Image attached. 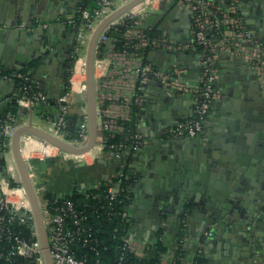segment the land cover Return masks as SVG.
Instances as JSON below:
<instances>
[{
    "label": "crops",
    "instance_id": "crops-1",
    "mask_svg": "<svg viewBox=\"0 0 264 264\" xmlns=\"http://www.w3.org/2000/svg\"><path fill=\"white\" fill-rule=\"evenodd\" d=\"M126 1L114 0L115 8ZM93 4L92 0H0V70L26 73L45 97L43 117L35 118V106L27 105L18 81L0 74V98H16L9 115L19 124L31 119L36 126L47 129L51 123L46 118L54 119L63 108L67 120L69 115L82 116L86 103L81 93L82 76L71 72L77 70L78 63L74 52L76 25L67 20ZM239 11L252 39L244 43H264V0H240ZM126 15L108 30L122 24L124 17H134L135 21L128 23L131 26L124 31L114 27L107 34L120 36L113 37L105 55L104 50L96 55L102 60L100 66L95 61L94 78L99 85V76L106 70L107 78L115 76L136 87L135 93L125 89L123 98L136 103L133 114L130 106L120 103L122 97L116 103L101 87L97 94L104 95V110L133 120L134 131L146 139L145 146L121 155L103 153L97 159L89 155L86 163L79 164L67 156L30 158L29 172L36 192L48 191L61 198L73 189L88 190L120 172L131 190V200L124 209V238L138 257L151 259L160 246L159 264H171L179 248L181 264H194L197 256L205 264H264L263 189L254 187L243 197L221 203L224 224L216 221L210 226L200 221L202 213L191 208L192 203L186 206L191 210L188 220L182 218L186 224L180 222L178 205L172 201L164 202L169 209L160 221L142 204L144 201L150 208L163 173L175 171L181 162L186 163L192 176L211 162L220 164L219 158L228 160L229 154H239L238 135L249 114L264 116V84L239 56L217 47L216 95L204 117L203 130L195 137L172 138L168 130L194 114L203 74L200 49L192 42V15L188 9L180 8L177 0H144ZM82 23L83 19L79 24ZM128 34L167 43L143 47L139 53L125 57L114 50V43ZM142 66H149L150 71L136 72ZM61 97L63 100L59 101ZM100 101L97 97L98 108ZM10 105L12 101L8 108ZM98 121L97 118V139ZM1 132L0 126V140ZM208 229H212L210 237L205 236Z\"/></svg>",
    "mask_w": 264,
    "mask_h": 264
},
{
    "label": "built area",
    "instance_id": "built-area-1",
    "mask_svg": "<svg viewBox=\"0 0 264 264\" xmlns=\"http://www.w3.org/2000/svg\"><path fill=\"white\" fill-rule=\"evenodd\" d=\"M239 4L240 0H224V3L220 4H217L214 0H177V5L180 8L188 9L192 15V42L200 49L203 74L200 89L196 96L193 116L179 121L174 127L170 128L167 132L170 137H195L202 132L204 117L209 112L216 95L215 51L217 47L239 56L255 73L257 80L264 84V43L260 41H253L250 45L244 43L250 42L252 39L240 14ZM114 9V0H96L94 6L81 8L77 17L68 18L67 21L70 24L76 25L74 52L77 62L84 55L82 51L87 44L91 31L104 16ZM82 19L83 23L80 25L79 22ZM125 19L126 17H124ZM110 25L100 35L97 48L107 40L108 35L106 32ZM126 39L132 43L135 49L152 45L166 46L167 43L165 40L138 34H128ZM118 53L125 57L129 56L125 50ZM101 60H95L96 66H100ZM110 62H112L111 59H109ZM147 71H150L149 66H142L140 70H136L140 74ZM71 72L72 74L76 73L74 69ZM2 73L4 78L18 81L27 105H43L44 95L34 88L31 78L26 73H6L0 70V74ZM80 73L83 74V72ZM155 75L163 80L166 79L159 72H155ZM99 79L101 80L99 85L96 84L95 80L96 102L97 97L101 100L99 108L97 105L99 138L96 140L95 152L91 155V159H97L103 153L121 155L144 147L146 144L145 137L126 127L125 122L127 123L130 118L124 119L116 111L104 110L106 105L104 95L97 94L98 87L105 88L109 98L119 103L122 97L120 103L128 108L131 104L136 105V103L123 99L124 91L127 89L135 93L136 87L127 84L126 81L117 80L115 76L107 78L106 70L100 74ZM62 100L63 97L59 98V101ZM112 110H114L113 107ZM66 112V109L63 108L57 117L54 119L46 118V120L52 123L55 136L74 144L82 143L87 138V115L82 114V118L78 122L77 138L70 140L67 138L69 130L66 126ZM10 121H13L12 115H8V118L1 124L4 136L2 142L4 148V174L0 177V264H45L43 250L25 189L21 184L12 181L16 165L9 150L10 137L14 130V127L9 124ZM115 137H119V139L106 143L107 138L113 139ZM33 152L38 153V157L41 158L67 156L77 164L86 163L87 158L85 156L90 154H68L48 142H41L30 135H24L22 137L23 157L29 160ZM121 178H124V175L119 172L104 183L100 182L92 187L97 190L105 185L103 197L108 205L105 209L108 215L114 212L118 196L123 190L120 187L119 179ZM36 194L47 237L51 264H90L86 257L78 258L75 252L76 244L89 246L91 249L96 247L97 241L93 237V228L87 222L88 214L78 210L76 204L70 199H58L49 202L41 192H36ZM86 196L101 200L97 192L87 193ZM125 196L128 204L131 200V190L127 186ZM124 209L121 213L122 217H124ZM181 222L186 224L184 219ZM207 231L205 236L210 237L212 229ZM127 250L134 253L129 242L124 238L118 263L122 262ZM134 255L136 254L134 253ZM92 264L104 263L99 257H96Z\"/></svg>",
    "mask_w": 264,
    "mask_h": 264
},
{
    "label": "water",
    "instance_id": "water-1",
    "mask_svg": "<svg viewBox=\"0 0 264 264\" xmlns=\"http://www.w3.org/2000/svg\"><path fill=\"white\" fill-rule=\"evenodd\" d=\"M142 1L144 0H127L104 16L89 35L84 52L85 78L82 89L87 107L88 130L85 141L74 144L63 140L36 126L31 119L23 124H19L17 120L9 122L14 127L10 137L9 150L16 165L12 181L16 184H21L25 189L43 250L45 264H51V259L38 197L29 172V162L23 157L22 153V137L30 135L34 139L48 142L63 152L73 155H83L95 147L97 140V102L94 70L98 40L110 24L130 12L132 8ZM134 21L135 18L133 17L128 23L131 24ZM116 36L120 35L111 33L107 37L103 46V55L106 54L113 42V37ZM10 101H12V105L8 108ZM15 101L16 98L6 100L0 98V126L8 118L9 111L15 107ZM248 118L246 126H243L240 135H238L239 154L232 153L231 157L229 154L228 160L219 158L217 161H220V164L211 162L202 171L200 169L196 170L197 174L192 176L187 172L186 163L181 162L180 167L175 169V171L163 173L150 208L147 207L148 204H145L144 201L142 202L143 208L145 207V210L148 209V212L151 211L153 217L160 221V218L169 209L168 206L164 205V202L172 201L178 205L179 220L181 222L183 217H185L186 221L188 220L187 214L191 210L186 208V206L192 203L190 207L198 209L202 213L200 221H203L202 223L205 226H210L216 224V221L224 224V220L221 218V203H226L231 198L238 199V197H243L254 187L264 191V116L261 113H252L249 114ZM1 134L0 177L4 174V148L2 146L4 136L2 132ZM229 140H231V137H229ZM257 145L260 150L257 149ZM161 203L163 206H160Z\"/></svg>",
    "mask_w": 264,
    "mask_h": 264
},
{
    "label": "trees",
    "instance_id": "trees-1",
    "mask_svg": "<svg viewBox=\"0 0 264 264\" xmlns=\"http://www.w3.org/2000/svg\"><path fill=\"white\" fill-rule=\"evenodd\" d=\"M87 1V0H86ZM93 5H95L96 0H92ZM129 19H125L124 22L120 25H113L106 33L109 34L111 30L115 27L120 31H124L126 28H129L131 25L128 24ZM143 48H134L132 43L124 37H119L114 43V50L117 52L127 51L128 54L139 53ZM103 51V46H99L97 48V54L101 55ZM131 113L133 114L136 105L131 104ZM82 116L69 115L70 123H67V129L69 130L67 138L73 140L77 138L78 131V122L81 120ZM126 127H129L131 131L134 130L133 120H129L127 123L125 122ZM119 137L115 138H107L106 143H111L117 141ZM120 180V187L123 190L120 192L118 196V201L115 204L114 212L111 215L106 214L105 209L108 207L106 201L103 197L105 185H102L99 189L90 188L83 192H78L73 189L69 194L64 197L58 198L53 195L51 192L44 191L43 197L48 199L49 202H53L54 200L60 199H70L72 200L78 210L83 213L88 214L87 222L93 228V237L96 239V247L94 249L89 248V246H82L81 244H76V256L78 258L86 257L88 262L92 264L96 257H99L104 264H159V255L161 252V247H157V252L155 256L151 259L140 258L134 255V253L130 250L125 252L124 259L121 263H118V257L121 253V246L124 242V227L125 221L124 217H122L121 213L127 204L126 198V180L124 178ZM104 183V182H102ZM97 192L99 194V199H92L91 196H86L87 193ZM105 201V202H104ZM95 210V212H94ZM182 250L179 248L175 252V257L172 260L171 264H181ZM205 261L202 257L197 256L194 264H203Z\"/></svg>",
    "mask_w": 264,
    "mask_h": 264
},
{
    "label": "rangeland",
    "instance_id": "rangeland-1",
    "mask_svg": "<svg viewBox=\"0 0 264 264\" xmlns=\"http://www.w3.org/2000/svg\"><path fill=\"white\" fill-rule=\"evenodd\" d=\"M126 16H128V15H126ZM123 16H121V17H119L118 19H120V18H122ZM117 19V20H118ZM116 20V21H117ZM121 20V19H120ZM86 47V46H85ZM85 47L83 48V53L85 52ZM82 56H84V55H82ZM81 56V57H82ZM80 75L82 76V86H84V78H85V73L83 72V74L82 73H80ZM98 77V76H97ZM82 89H83V87H81V93H82ZM83 95V94H82ZM83 98H84V100H86L85 99V96L83 95ZM113 100V99H112ZM42 107L40 106V105H36L35 106V109H34V117L35 118H38V117H41L42 115H41V112H42ZM83 115L85 114V115H87V107H86V103H85V108L83 109V113H82ZM43 117V116H42ZM49 123V122H48ZM67 123L69 124L70 123V121L69 120H67ZM53 125H52V123H51V125H48L47 126V129H45L46 131H48V132H50V133H52V134H54L53 133V130H52V127ZM66 126H68L67 124H66ZM39 156V154L38 153H36V152H33L32 153V157H30V158H34V157H38ZM87 156V159H90V157H89V155H86ZM30 160V159H29Z\"/></svg>",
    "mask_w": 264,
    "mask_h": 264
},
{
    "label": "bare ground",
    "instance_id": "bare-ground-1",
    "mask_svg": "<svg viewBox=\"0 0 264 264\" xmlns=\"http://www.w3.org/2000/svg\"><path fill=\"white\" fill-rule=\"evenodd\" d=\"M83 62H84V56L80 57V59L78 60V63H77V70H76V73H80V72H84V66H83ZM78 73V74H79ZM77 76V74L75 75ZM79 76V75H78ZM78 79V78H76ZM75 79V80H76ZM95 152V148L92 150V151H89L88 153H90L89 155L91 156L93 153Z\"/></svg>",
    "mask_w": 264,
    "mask_h": 264
}]
</instances>
